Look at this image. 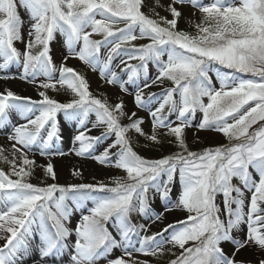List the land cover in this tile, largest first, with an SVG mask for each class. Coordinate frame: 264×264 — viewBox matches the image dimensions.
<instances>
[{"label": "snow or ice", "instance_id": "6c2138e0", "mask_svg": "<svg viewBox=\"0 0 264 264\" xmlns=\"http://www.w3.org/2000/svg\"><path fill=\"white\" fill-rule=\"evenodd\" d=\"M186 8L194 34L179 28ZM70 59L132 95L146 117L94 94ZM13 64L39 98L0 90V128L10 129L0 145V264H26L34 252L41 264L65 254L67 264H149L137 254L155 264H264V0H0V72ZM57 85L71 99L50 96ZM61 114L76 127L67 153ZM192 128L227 143L192 150ZM130 133L176 150L146 158ZM68 154L126 175L60 183L52 159ZM173 212L182 215L167 222Z\"/></svg>", "mask_w": 264, "mask_h": 264}, {"label": "rangeland", "instance_id": "374dc122", "mask_svg": "<svg viewBox=\"0 0 264 264\" xmlns=\"http://www.w3.org/2000/svg\"><path fill=\"white\" fill-rule=\"evenodd\" d=\"M151 2L154 4L155 0H151ZM161 4H167L169 0H160ZM146 14H149V9L144 8L143 9ZM156 11L160 12L161 15H164V9L163 8H157ZM20 14L22 18L25 21V26L24 29L22 30L25 33V39L26 37V32H27V25H28V14L24 9H20ZM189 20H196L195 16H191L187 8L185 9V14L184 18L179 21V28L185 31H188L190 33H194V26L189 24ZM122 26V25H121ZM94 38L99 39V36H95ZM140 42H146V41H140ZM16 46L20 48L21 50L23 49V44L17 42ZM62 38L57 35V41L52 44V55L54 58V61L59 64L61 59H62ZM119 60L115 62V64H118ZM115 64L113 67H115ZM68 65L71 67H74L77 71L81 72L82 74H85L87 79L90 82L91 88L90 90L96 94L100 95L101 93L107 95L110 100H115L117 96H119L120 99H122L126 105V111H138L139 116H145L146 113L143 110H137L134 105V100L133 96L129 95L127 93H120L119 89L117 87H112L104 84V82L99 78L98 73L92 72L91 69H89L86 65H84L82 62L76 59H70L68 61ZM153 74L155 73V69H152ZM1 74L5 75L7 74L8 76H16V79H0V90H3L5 88H8L14 92H16L19 95H27L31 96L32 98L36 99L39 98L37 95L36 89L31 85L28 84L24 81L19 80V67L15 64L10 65L9 69L5 70V72H1ZM58 75V74H57ZM217 86L218 83H217ZM57 88L59 91H54L52 89L48 90V94L52 96L53 98H56L60 100L61 102H65L69 99H71V92L66 90L65 88H60L59 85H57ZM153 92L159 91L158 88H152L150 89ZM19 117L20 115L17 114ZM199 117V114H197V118ZM21 119V117H20ZM19 119V120H20ZM58 119L60 120L61 123L66 124L68 129L71 131L73 130V134L76 132V127L75 123L72 121H67L64 119L63 115H59ZM90 119H95L94 114L90 116ZM16 121V120H13ZM123 123H127V118H124L122 120ZM90 126V125H89ZM145 131L150 132V125L148 122L145 123L144 125ZM10 129H5V128H0V145L5 144V137L7 134V131ZM99 131L101 129H94L92 131V135H98ZM196 132L195 128L188 129L186 132V137H187V143L189 145V148L192 150H200L203 147H208V146H216L218 144H224L227 143V140L225 137H223L222 134H217L212 131L208 130H202L196 135L194 133ZM72 134V135H73ZM75 135V134H74ZM73 135V136H74ZM132 137V145L133 149L137 151L138 154L145 156L146 158H157L162 154H169L176 149L170 145L167 140L165 139L164 143L162 145H153L151 147H145L147 142L144 137H139L138 134L135 133H130ZM70 136V145L72 146V137ZM197 136L199 137L197 139ZM168 151V152H166ZM36 160L37 163L39 164H44L46 163V159L43 157H40L39 154H36ZM52 163L54 164V169L57 173L58 181L60 183H79V182H95L96 179L102 180L106 183H111V177L113 176H125L126 173H124L122 170H117L105 166H101L97 163H95L93 160L87 157H77L74 154H68L63 157H54L52 159ZM7 165L3 163V161H0V168H4L7 170ZM79 168L82 172V175L79 177H74L71 173L73 168ZM39 176L40 179H43V173L42 171L34 174L32 179V183H40V179L37 177ZM47 182H53L51 181V178H48ZM238 182V181H237ZM176 191L173 193V198H175ZM220 201L222 202V197L220 198ZM156 204L158 205L159 202L157 201ZM182 214L179 212H173L168 215V221L170 222L173 220L174 217L181 216ZM134 221L137 219L135 215L133 216ZM161 227L160 224H154L152 227L153 231H158L159 228ZM2 243V241H0ZM225 247H228L226 244ZM34 254H38V252H34ZM119 250H115V255H119ZM139 259H146L149 261V264H155V258L153 257H146L141 254H137ZM68 261V256L67 254L64 255V257ZM169 257H165L163 260L160 261V264H165L166 260ZM96 264H106V260L101 257L99 260L96 261Z\"/></svg>", "mask_w": 264, "mask_h": 264}, {"label": "bare ground", "instance_id": "6f19581e", "mask_svg": "<svg viewBox=\"0 0 264 264\" xmlns=\"http://www.w3.org/2000/svg\"><path fill=\"white\" fill-rule=\"evenodd\" d=\"M0 72V76H2ZM4 80V79H2ZM12 120H19L20 117L17 114L11 115ZM73 130H69L66 124L61 123V133L63 136V140L60 143V147L63 151L66 153L69 151V149L72 147L70 145V136H73ZM73 134V135H72ZM26 264H41L39 254H32L29 258H26ZM43 264H67V260L65 258L61 259L59 257L53 258L48 257L45 261H43Z\"/></svg>", "mask_w": 264, "mask_h": 264}, {"label": "trees", "instance_id": "16d2710c", "mask_svg": "<svg viewBox=\"0 0 264 264\" xmlns=\"http://www.w3.org/2000/svg\"><path fill=\"white\" fill-rule=\"evenodd\" d=\"M194 34V33H193ZM166 152H168V151H166ZM166 154V153H165ZM31 181H32V179H31Z\"/></svg>", "mask_w": 264, "mask_h": 264}]
</instances>
